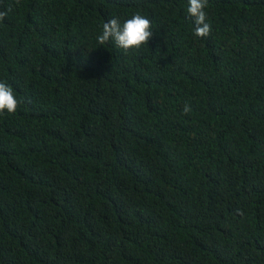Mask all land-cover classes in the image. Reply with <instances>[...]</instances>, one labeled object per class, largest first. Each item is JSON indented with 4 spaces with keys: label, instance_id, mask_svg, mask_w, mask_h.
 Returning <instances> with one entry per match:
<instances>
[{
    "label": "trees",
    "instance_id": "obj_1",
    "mask_svg": "<svg viewBox=\"0 0 264 264\" xmlns=\"http://www.w3.org/2000/svg\"><path fill=\"white\" fill-rule=\"evenodd\" d=\"M0 264H264V0H0Z\"/></svg>",
    "mask_w": 264,
    "mask_h": 264
}]
</instances>
